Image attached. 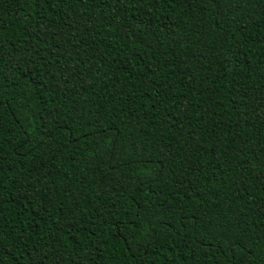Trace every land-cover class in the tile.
Returning a JSON list of instances; mask_svg holds the SVG:
<instances>
[{"label": "trees", "instance_id": "1", "mask_svg": "<svg viewBox=\"0 0 264 264\" xmlns=\"http://www.w3.org/2000/svg\"><path fill=\"white\" fill-rule=\"evenodd\" d=\"M0 264H264V0H0Z\"/></svg>", "mask_w": 264, "mask_h": 264}]
</instances>
